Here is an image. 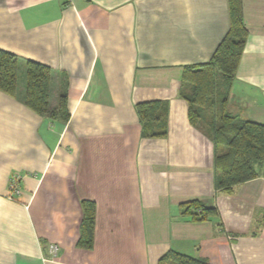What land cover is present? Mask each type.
Listing matches in <instances>:
<instances>
[{
  "label": "crops",
  "instance_id": "crops-1",
  "mask_svg": "<svg viewBox=\"0 0 264 264\" xmlns=\"http://www.w3.org/2000/svg\"><path fill=\"white\" fill-rule=\"evenodd\" d=\"M243 13L227 109L264 124V0ZM229 28L228 0H0V49L50 66L71 115L31 110L24 81L16 97L0 90V264H158L170 250L264 264V162L219 191L214 143L181 97L185 67L208 63ZM151 101L166 105V137L142 135L136 105ZM83 200L96 207L91 249L78 246ZM191 201L218 215L193 221ZM52 243L58 256L44 258Z\"/></svg>",
  "mask_w": 264,
  "mask_h": 264
},
{
  "label": "trees",
  "instance_id": "trees-1",
  "mask_svg": "<svg viewBox=\"0 0 264 264\" xmlns=\"http://www.w3.org/2000/svg\"><path fill=\"white\" fill-rule=\"evenodd\" d=\"M230 28L211 60L188 65L183 74V97L189 105L190 123L207 133L215 146V187L232 193L236 185L260 176L264 162V124L242 119L228 111V97L237 75L249 36L244 20L243 0H228ZM24 66L23 99L27 107L50 121L66 124L70 119L67 95L54 90L53 69L45 64L23 60L0 49V90L19 95V71ZM136 110L142 124V135L148 138L167 136L166 105L161 101L139 103ZM78 246L91 249L94 244L95 203L83 200ZM193 221L204 222L218 215L214 206L201 201L182 204ZM158 264H210L173 250L164 254Z\"/></svg>",
  "mask_w": 264,
  "mask_h": 264
},
{
  "label": "built area",
  "instance_id": "built-area-1",
  "mask_svg": "<svg viewBox=\"0 0 264 264\" xmlns=\"http://www.w3.org/2000/svg\"><path fill=\"white\" fill-rule=\"evenodd\" d=\"M20 176H17V179H13V182H11L10 187H9V192H10V198H13L14 196L20 195L21 194V189L19 186V181H20ZM16 178V176L14 177ZM59 252V246L57 244H50L48 248L45 250L43 253L44 258L47 259H55L58 256Z\"/></svg>",
  "mask_w": 264,
  "mask_h": 264
},
{
  "label": "rangeland",
  "instance_id": "rangeland-1",
  "mask_svg": "<svg viewBox=\"0 0 264 264\" xmlns=\"http://www.w3.org/2000/svg\"><path fill=\"white\" fill-rule=\"evenodd\" d=\"M24 76H25V68H21L20 71H19V82L22 83L24 81ZM19 174H14L12 175L11 179H10V183H9V187H10V184L11 182H13V179H17V176ZM16 176V178H14ZM20 176V175H19ZM13 178V179H12ZM21 178V177H19Z\"/></svg>",
  "mask_w": 264,
  "mask_h": 264
}]
</instances>
